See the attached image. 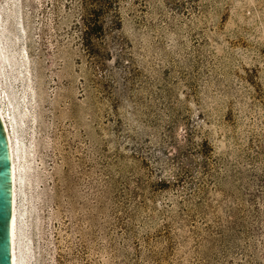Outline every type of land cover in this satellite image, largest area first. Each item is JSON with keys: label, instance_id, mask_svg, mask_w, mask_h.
I'll return each instance as SVG.
<instances>
[{"label": "rangeland", "instance_id": "rangeland-1", "mask_svg": "<svg viewBox=\"0 0 264 264\" xmlns=\"http://www.w3.org/2000/svg\"><path fill=\"white\" fill-rule=\"evenodd\" d=\"M88 4L0 0L22 264H264V0Z\"/></svg>", "mask_w": 264, "mask_h": 264}, {"label": "water", "instance_id": "water-1", "mask_svg": "<svg viewBox=\"0 0 264 264\" xmlns=\"http://www.w3.org/2000/svg\"><path fill=\"white\" fill-rule=\"evenodd\" d=\"M14 179L8 134L0 116V264L13 263Z\"/></svg>", "mask_w": 264, "mask_h": 264}, {"label": "trees", "instance_id": "trees-1", "mask_svg": "<svg viewBox=\"0 0 264 264\" xmlns=\"http://www.w3.org/2000/svg\"><path fill=\"white\" fill-rule=\"evenodd\" d=\"M110 1L111 0H88L89 4L86 7L87 13L83 20V40L89 51L95 55L100 54L96 41L103 38L107 29L118 27V21L113 20L109 25L105 23L104 13Z\"/></svg>", "mask_w": 264, "mask_h": 264}, {"label": "bare ground", "instance_id": "bare-ground-1", "mask_svg": "<svg viewBox=\"0 0 264 264\" xmlns=\"http://www.w3.org/2000/svg\"><path fill=\"white\" fill-rule=\"evenodd\" d=\"M1 93V92H0ZM0 116L6 128L12 155V169H13V179H14V213H13V263L22 264V260L19 254V245H18V228H17V192H18V168H17V156H16V147L11 133V124L8 122V116L4 110L2 104L0 103Z\"/></svg>", "mask_w": 264, "mask_h": 264}]
</instances>
